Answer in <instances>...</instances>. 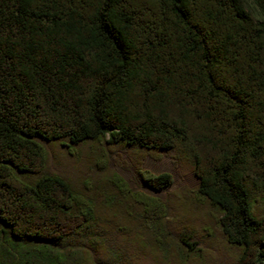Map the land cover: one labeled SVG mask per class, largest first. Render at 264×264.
I'll return each instance as SVG.
<instances>
[{
    "label": "trees",
    "instance_id": "trees-1",
    "mask_svg": "<svg viewBox=\"0 0 264 264\" xmlns=\"http://www.w3.org/2000/svg\"><path fill=\"white\" fill-rule=\"evenodd\" d=\"M97 139L180 152L239 249L234 264H264L251 196L264 192V0H0V238L37 243L16 256L0 241V264H57L61 242L85 231L135 230L129 246L152 245L143 235L160 224L197 251L180 194L48 168L46 144L75 159ZM138 176L170 182L165 170Z\"/></svg>",
    "mask_w": 264,
    "mask_h": 264
},
{
    "label": "rangeland",
    "instance_id": "rangeland-1",
    "mask_svg": "<svg viewBox=\"0 0 264 264\" xmlns=\"http://www.w3.org/2000/svg\"><path fill=\"white\" fill-rule=\"evenodd\" d=\"M46 146L47 165L50 169L71 176L81 170L80 168L83 173L91 175L109 170L114 173L115 178L122 180L134 192L166 200L171 197L178 199L175 194H180L187 208H191L195 213L192 222L183 225L185 222L183 221L178 225L183 230L181 235L193 240V245L198 247L197 251L185 250L178 239L176 228L168 224L155 226L159 236L154 234V230L153 233L149 231L144 233L143 240L151 239L152 245L148 242L145 245L136 242L129 246L128 238L135 235V230L123 234L120 232L122 228H116L117 232L111 230L106 232V236L102 232L97 236L89 234V237V231H85V234L67 237L68 239L63 240L57 247L62 250V254L56 260L57 264H234L239 252L238 247L227 243L221 235L214 219L215 210L194 192L197 175L188 161L174 148L148 151L136 147L127 148L120 144L109 146L103 139H97L82 146L89 153V157L85 156L86 152L80 151L76 153L75 159H69L56 144L50 143ZM79 159H82V162ZM138 169L151 173L168 171L170 182L162 189H154L141 182ZM263 195L264 192L259 188L251 191L253 207L262 214ZM188 232L191 235L187 234ZM138 238L140 239V236ZM0 241L16 256L20 252L28 256L29 248L37 246L33 241H22L8 233L4 234ZM5 254L3 256L5 259L11 258L6 252Z\"/></svg>",
    "mask_w": 264,
    "mask_h": 264
}]
</instances>
